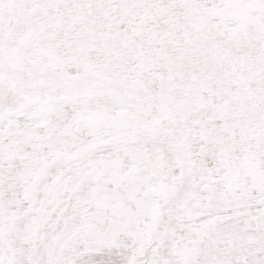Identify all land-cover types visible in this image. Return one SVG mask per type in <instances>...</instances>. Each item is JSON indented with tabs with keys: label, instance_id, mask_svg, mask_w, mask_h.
Instances as JSON below:
<instances>
[{
	"label": "snow or ice",
	"instance_id": "6c2138e0",
	"mask_svg": "<svg viewBox=\"0 0 264 264\" xmlns=\"http://www.w3.org/2000/svg\"><path fill=\"white\" fill-rule=\"evenodd\" d=\"M0 264H264V0H0Z\"/></svg>",
	"mask_w": 264,
	"mask_h": 264
}]
</instances>
